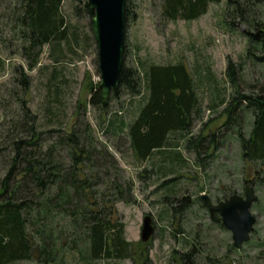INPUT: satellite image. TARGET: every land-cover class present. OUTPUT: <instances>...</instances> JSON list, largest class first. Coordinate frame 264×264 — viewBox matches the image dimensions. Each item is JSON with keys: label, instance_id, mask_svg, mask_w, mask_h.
Instances as JSON below:
<instances>
[{"label": "rangeland", "instance_id": "rangeland-1", "mask_svg": "<svg viewBox=\"0 0 264 264\" xmlns=\"http://www.w3.org/2000/svg\"><path fill=\"white\" fill-rule=\"evenodd\" d=\"M86 1L62 3V12L68 20L86 35L84 41L79 46L73 45L72 50L62 44L64 57L58 59L55 55L59 57V52L56 50L53 56L44 45L37 65L29 69L20 50L22 43L11 32L7 19L14 0H0V146L4 147L5 137L14 132L13 122L23 117L24 106L35 115L41 130L58 127L69 130L75 119L88 122L97 141L107 146L116 161L113 168L99 165L97 180L106 182L111 176L113 182L124 184V199L113 203L111 219L123 224L132 256L92 260L69 249L67 239L63 238L53 264H143L145 256L150 264H187L180 256L192 249L188 264H264V165L244 161L238 140V130L245 137L249 135L253 113L242 104L235 113L238 122L223 127L227 118L224 105L209 106L214 99L232 94L226 76L229 60L235 65L241 63L236 69L239 92L255 94L264 86V63L245 58L247 39L242 30L247 26L238 17L227 15L230 9L227 10L226 0L210 3L205 14L190 21L164 19L161 0L126 1L130 16L126 22L124 65L139 67V60L158 64L183 62L200 100V115L194 120L191 133L206 134L222 126L218 146L203 153L199 161L192 151L183 148L180 136L173 138L179 145L173 149L180 151L186 161L172 173L159 167L160 154L153 153L142 162L134 156L127 138L117 137L115 130H106L107 119L115 114L125 124L129 123L136 115L142 95L132 96L123 89L118 97L110 96L105 111L89 103L90 86L99 82V71L90 18L83 11ZM248 1L243 6L251 9L252 18L264 22V0ZM74 6L82 10L79 17L73 13ZM54 70L58 72L55 78L51 76ZM23 74L27 76L26 83L22 81ZM3 168L0 160V174ZM173 177L177 179L168 184L167 180ZM247 182L256 194L250 207L256 222L249 239L238 249L233 247L231 232L222 225L220 215L213 212L217 215L214 219L200 195L208 194L212 201L231 192L242 195ZM125 184L130 186L128 193ZM100 188L103 190L104 186ZM182 200L186 205H180ZM172 206L176 207L174 213ZM146 215L151 217L154 231L147 242H142L140 230ZM10 264L42 263L33 254L29 260Z\"/></svg>", "mask_w": 264, "mask_h": 264}, {"label": "trees", "instance_id": "trees-1", "mask_svg": "<svg viewBox=\"0 0 264 264\" xmlns=\"http://www.w3.org/2000/svg\"><path fill=\"white\" fill-rule=\"evenodd\" d=\"M63 1L14 0L7 19L11 32L22 43L20 50L29 69L37 65L44 45L53 56L57 50L59 57L55 55V58L58 59L64 57L62 44L72 50L73 45L79 46L84 41L86 35L81 34L80 27L62 12ZM221 1L161 0L160 11L166 20L190 21L205 14L210 3ZM241 1L226 0L227 10L230 9L227 15L238 17L247 26L242 30L247 39L245 58L264 63V22L252 18L251 9L243 6L248 0ZM83 9L91 18L93 10L87 1ZM81 11L73 7L74 15L79 17ZM129 16L126 2V22ZM138 64L139 67H127L123 63L118 90L112 94L118 97L125 89L132 96L142 95L136 115L125 124L115 114L107 119L106 130H115L117 137L127 138L134 156L142 162L153 153L160 154L159 167L174 173L186 160L180 151L173 149L179 146L173 138L180 136L183 148L192 151L199 161L203 153L218 146L222 126L206 134L191 133L194 120L200 115V100L183 62L158 64L139 60ZM240 67L241 63L235 65L228 61L226 76L233 88L232 94L225 99H214L209 106L224 105L227 118L223 127L238 122L235 113L242 104L253 113L249 135L245 137L238 130L241 156L244 161L264 165V86L255 94L239 92L236 69ZM54 71L51 76L55 78L58 72ZM22 81L27 82L25 74ZM97 84L90 86L89 103L105 111L110 98H100ZM23 109V117L13 122L14 132L5 137L6 145L0 146L4 167L0 174V264L29 260L33 254L39 263H56L63 238L67 239L69 249L92 260L130 258L131 244L124 238L123 224L111 219L113 203L124 199V184L113 182L111 176L106 179L108 182L97 180L99 165L116 166L107 146L97 141L88 122L75 119L69 130L62 127L41 130L35 115L27 107ZM176 179L173 177L167 182L171 184ZM125 185L128 193L130 186ZM180 203L186 205L183 200ZM171 211L174 213L176 207L172 206ZM210 214L217 219L216 213L210 211ZM192 250L181 254L180 259L190 263ZM149 262L145 256L143 264Z\"/></svg>", "mask_w": 264, "mask_h": 264}, {"label": "water", "instance_id": "water-1", "mask_svg": "<svg viewBox=\"0 0 264 264\" xmlns=\"http://www.w3.org/2000/svg\"><path fill=\"white\" fill-rule=\"evenodd\" d=\"M126 1L87 0V6L93 10L90 28L97 49V90L103 100L109 99L118 90L126 35ZM200 199L210 211L220 215L222 225L231 232L233 247L241 248L249 239L256 222V217L250 210L251 204L256 200L254 187L246 183L242 195L233 193L216 203L205 193L200 195ZM153 231L151 217L146 215L140 230V240L147 242Z\"/></svg>", "mask_w": 264, "mask_h": 264}, {"label": "flooded vegetation", "instance_id": "flooded-vegetation-1", "mask_svg": "<svg viewBox=\"0 0 264 264\" xmlns=\"http://www.w3.org/2000/svg\"><path fill=\"white\" fill-rule=\"evenodd\" d=\"M247 183H248V182H247ZM228 196H229V195H228ZM228 196H227V197H228ZM227 197H224V198H227ZM224 198H223V199H224ZM223 199H221V200H223ZM218 201H220V200L213 201V202L216 203V202H218Z\"/></svg>", "mask_w": 264, "mask_h": 264}]
</instances>
